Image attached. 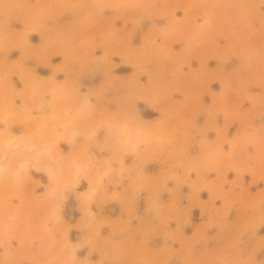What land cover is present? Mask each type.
Masks as SVG:
<instances>
[{
  "label": "crops",
  "instance_id": "obj_1",
  "mask_svg": "<svg viewBox=\"0 0 264 264\" xmlns=\"http://www.w3.org/2000/svg\"><path fill=\"white\" fill-rule=\"evenodd\" d=\"M174 1L179 4L174 15L181 18L185 1L170 3ZM196 1L188 0L187 14L198 65L174 69L160 59L164 52H158L150 54L143 73L128 62L132 57H113L108 77L97 69L76 80L80 85L73 93L94 96L90 102L99 119L123 124L131 133L142 128L140 137L155 136L140 144L138 153H122L118 135L107 134L102 126L97 129L90 151L110 161L111 173L122 156L123 174L130 177L114 189L121 199L116 213L104 210L95 216L97 221L108 219L110 227L72 230L71 242L81 243L77 258L87 257L94 264H162L160 255L167 252L172 255L167 264H223L214 257L229 253L240 264H264V0H205L214 7L205 9L211 14L207 25L201 15L194 17L200 14ZM165 7L172 5L158 0H123L118 5L117 0H0V108H31V74L55 77L57 65L65 66L64 77L82 69L69 66L61 56L53 62L59 55L55 52L45 58L49 64L43 67L49 72L38 74L36 67L42 65L26 55L37 45H129L149 52L173 45L175 53L186 55L160 36L176 22L156 15ZM85 30L91 36L84 42ZM213 47L221 59L214 58ZM229 48L235 49L234 56L222 52ZM123 66L131 69L115 71ZM96 76L87 91L81 89L83 79ZM201 81L202 89L196 84ZM8 89L12 99L7 101ZM49 99L45 96L51 111ZM159 118L163 121L156 129L152 122ZM180 152L185 162H195L192 170L178 165ZM84 220L79 212L69 223L73 227ZM87 236L92 241L83 244Z\"/></svg>",
  "mask_w": 264,
  "mask_h": 264
},
{
  "label": "rangeland",
  "instance_id": "obj_2",
  "mask_svg": "<svg viewBox=\"0 0 264 264\" xmlns=\"http://www.w3.org/2000/svg\"><path fill=\"white\" fill-rule=\"evenodd\" d=\"M158 1L164 3V6L172 5L171 8L165 7L156 14L159 19L167 21L169 18L176 21L170 29L161 30L160 36L163 39L169 38L175 46L180 48L179 52L185 50L186 55L175 53L172 49L173 45L160 46L151 52L137 46L86 43L75 47L64 44L37 45L34 51L26 50V55L31 54L36 59L35 62L42 65L36 67V72L40 75H46L49 72V68L43 67L49 64L48 59L45 58L55 52L59 55L52 57L53 62L61 56L69 62V66L78 65L82 69L76 72L77 75L71 70L64 77L65 66L57 65L53 70L55 77L38 78L37 75L31 74L33 80L29 86L21 75L22 84L33 91L30 98L33 102L32 105L30 104L31 108L23 109L20 112L0 108V264L96 263L88 261L87 257L77 258L75 256L76 249L81 246V243L71 242V239L74 238L71 232L80 228L98 232L101 227L104 229L110 227L111 223L108 219L97 221L95 216L104 210L110 214L116 213L115 204L116 202L120 203L121 199L114 189L121 184L124 177H130V175L123 174L122 156L117 159L119 167L114 168V172L111 173L110 161L107 158L97 157L90 151L93 145L91 140L97 129L102 126L107 134L119 136L123 146L122 153H138L139 145L152 142L155 136L140 137L142 128L131 133L123 124H108L106 119H99V114H96L98 111L93 110L94 107L90 100L94 96H89L87 92L75 95L73 91L80 85L76 81L77 78L92 74L94 71H98L97 69L105 72V76L108 77L107 71L115 64L112 61L113 57H122V59L132 57L134 60H128V62L143 73L147 71L143 66L149 62L150 54L158 52H164V55L159 56L160 59H167L173 64L172 68L174 69L191 68L193 62L198 65L192 54V46L195 45L189 43L194 31L188 29L190 26L187 14L188 0H184L182 9L185 10V13L181 18L174 15L173 7L179 5L175 1L173 4L170 3L173 0ZM215 1L221 3V0ZM223 1L224 3L231 2V0ZM118 4H123V0H117ZM195 4L200 14L194 15V17L200 18L201 15L204 22H207L205 25L210 24L209 16L211 14H206L205 9L208 8L211 11L214 7H208L205 0H197ZM83 35L85 42L87 36H91V31L85 30ZM36 38L37 36L33 40ZM183 41L186 45L182 44ZM20 48L23 47L20 46ZM212 50L216 53L214 58L221 59L218 55L220 51L216 47H213ZM97 52L101 54L98 56ZM222 52H230L233 56L235 55V49L231 48ZM215 60L213 59V62ZM202 62L204 64V61ZM224 63V61H219V65ZM220 68L217 67V73ZM130 69V66H123L115 71H129ZM63 77L64 79L56 80ZM97 79V76L90 80L83 79L81 89L87 91L92 80L97 81ZM191 80L192 78L184 79V81ZM16 83L21 85L19 80H16ZM196 84H201L200 89H202L204 82ZM107 85L108 83L102 90H106ZM190 85L192 86V83ZM138 86V82L134 84L135 88ZM45 96L50 98L47 103L52 108L51 111H48L49 108L45 104ZM4 97L7 101L12 99L10 89ZM132 109L136 111L134 103H132ZM162 121L160 118L154 120L153 126L158 129ZM37 153L41 158L35 163L34 156ZM183 162L185 161L180 152L178 165L185 164L191 170L195 166V162L191 158L185 163ZM75 178H77L76 183H74ZM145 185L136 186V190L146 187ZM110 186L113 187L112 191H109ZM76 202L78 204L75 209ZM131 202L128 200L125 204L129 205L126 207L129 213L132 211ZM79 212L82 213L85 220L74 225L73 228L69 222ZM196 216L197 213H195ZM166 217L170 216L166 215ZM183 219L190 224L186 217ZM90 237L87 236L83 244L92 241ZM171 256V253L167 252L161 254L162 264H167ZM214 258L223 264H240L242 262L239 260L237 263L235 256H231L229 253Z\"/></svg>",
  "mask_w": 264,
  "mask_h": 264
},
{
  "label": "bare ground",
  "instance_id": "obj_3",
  "mask_svg": "<svg viewBox=\"0 0 264 264\" xmlns=\"http://www.w3.org/2000/svg\"><path fill=\"white\" fill-rule=\"evenodd\" d=\"M40 158H41L40 154L37 153V154L34 156L35 163H37L38 160H39ZM76 182H77V178L74 179V183H76Z\"/></svg>",
  "mask_w": 264,
  "mask_h": 264
}]
</instances>
